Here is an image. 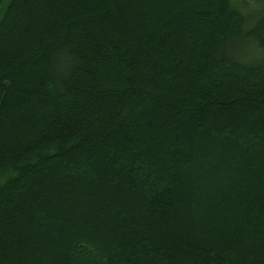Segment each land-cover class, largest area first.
<instances>
[{
	"label": "trees",
	"instance_id": "16d2710c",
	"mask_svg": "<svg viewBox=\"0 0 264 264\" xmlns=\"http://www.w3.org/2000/svg\"><path fill=\"white\" fill-rule=\"evenodd\" d=\"M0 11V264H264V0Z\"/></svg>",
	"mask_w": 264,
	"mask_h": 264
},
{
	"label": "rangeland",
	"instance_id": "374dc122",
	"mask_svg": "<svg viewBox=\"0 0 264 264\" xmlns=\"http://www.w3.org/2000/svg\"><path fill=\"white\" fill-rule=\"evenodd\" d=\"M249 1V0H248ZM7 2V0H5V3ZM0 14H1V11H0Z\"/></svg>",
	"mask_w": 264,
	"mask_h": 264
}]
</instances>
